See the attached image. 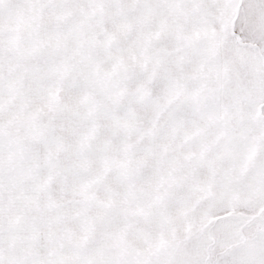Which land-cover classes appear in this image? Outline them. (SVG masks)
<instances>
[{
	"label": "snow or ice",
	"instance_id": "snow-or-ice-1",
	"mask_svg": "<svg viewBox=\"0 0 264 264\" xmlns=\"http://www.w3.org/2000/svg\"><path fill=\"white\" fill-rule=\"evenodd\" d=\"M0 264H264V0H0Z\"/></svg>",
	"mask_w": 264,
	"mask_h": 264
}]
</instances>
